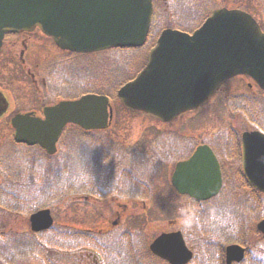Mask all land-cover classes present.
I'll use <instances>...</instances> for the list:
<instances>
[{"label": "water", "instance_id": "water-1", "mask_svg": "<svg viewBox=\"0 0 264 264\" xmlns=\"http://www.w3.org/2000/svg\"><path fill=\"white\" fill-rule=\"evenodd\" d=\"M151 0H0V41L7 31L39 27L57 46L75 52L141 47L147 38ZM248 75L264 90V35L247 14L217 9L191 35L164 30L148 55L145 68L117 93L124 108L167 122L196 109L229 78ZM7 102L0 93V116ZM44 120L16 115L11 124L14 140L36 145L48 154L68 123L85 130L107 127L112 116L108 99L85 95L44 109ZM243 171L250 185L264 192V136L242 135ZM172 184L197 200L215 196L221 185L218 163L206 146L176 165ZM34 232L49 229V210L29 218ZM264 234V220L257 224ZM170 264H186L192 254L180 232L162 234L149 247ZM244 249L226 248L227 264L239 262Z\"/></svg>", "mask_w": 264, "mask_h": 264}, {"label": "trees", "instance_id": "trees-1", "mask_svg": "<svg viewBox=\"0 0 264 264\" xmlns=\"http://www.w3.org/2000/svg\"><path fill=\"white\" fill-rule=\"evenodd\" d=\"M178 1L176 0V3ZM186 8V13L193 9L191 5ZM175 9L177 10V6ZM204 18L205 16H199L194 23H178L175 27L182 31L192 32L201 25ZM153 29H155V24ZM153 32L155 31H152L150 35L148 46L153 43L152 35H155ZM116 52L126 55L131 50H116ZM123 59L128 60L129 57ZM91 68L92 76L99 78V84L92 88L87 87L86 91L83 90L80 94L94 92L115 97L118 89L133 75L127 61H119L112 65L107 63L98 68ZM262 102L259 113L264 116V101ZM71 130L68 134L69 140L60 146L62 152L60 160L46 156L41 149L36 147L14 145L11 149L0 152V171H2L0 173L5 176L0 186H6L5 190L0 188V264H19L31 259L43 260V257L49 262L58 264L60 254H67L71 251L93 253L99 259H106L113 253L118 261L117 264H165L152 256L147 249L144 230L150 223L136 225L135 233L131 232L128 226L122 232L115 233L111 230L114 229L111 224L100 225L97 228L96 226L85 228L58 224L49 231L38 234L20 233L16 230V227L25 226L26 216L32 212L43 208H50L54 211L73 197L90 192L89 188L86 189L84 185L86 183L84 172L87 168V157H85L87 150L91 156V163L95 167L94 170H106L109 173L105 177H108L121 163H128L129 159L138 164L139 152L149 153L147 144L131 146L128 151L125 145L108 141L103 133H83L74 126H71ZM233 136L234 133L228 130L227 138H233ZM159 140L158 136L154 139L159 150L178 144V141L173 138L165 139V142ZM69 171L70 174H67ZM136 172L138 175L139 168ZM27 175L33 180L24 182L22 177ZM52 175L55 180L50 179ZM122 175L127 174L123 172ZM129 175H131L130 171ZM37 176L41 177L37 178L36 182ZM67 177H70V180H67ZM136 185L148 189L147 185L139 181ZM253 194L227 201L224 200V194H222L217 199L200 204V207L207 208V212L202 213L205 217H200L198 220V233L201 244L204 243V246L201 248L202 257L198 256V259H194L190 264H225L224 247L228 244H239L247 248L248 252L239 264H264V237L258 235L252 226L254 220L264 217V215L258 217L259 208L261 204L264 205V195ZM227 204H232L233 207ZM223 206L238 212L239 220L236 224H227L224 227L221 225L217 213L225 209ZM244 210L251 211L252 222L243 217ZM109 236L114 237L112 242L116 243V247L118 242H126L129 254L125 255L120 250L111 247L108 241Z\"/></svg>", "mask_w": 264, "mask_h": 264}, {"label": "rangeland", "instance_id": "rangeland-1", "mask_svg": "<svg viewBox=\"0 0 264 264\" xmlns=\"http://www.w3.org/2000/svg\"><path fill=\"white\" fill-rule=\"evenodd\" d=\"M227 1L237 3L239 0H226V2ZM206 2L207 4H210L211 1L206 0ZM163 3L164 1L162 2V4ZM199 3L202 5V4H205V1L200 0ZM216 3L218 4L216 6H221L223 5V0H216ZM227 6H231L232 8H237L238 5L227 4ZM239 6H241L244 9H247L244 5H239ZM258 19L264 28V15L263 16L258 15ZM163 22H165V19H163ZM165 26H166L165 23L156 24L155 31H158ZM43 57L50 59L52 66L54 64L59 66L63 63V60L61 59L51 58L50 53L46 50L43 53ZM12 58L13 56L10 55L8 51L0 52V77H3V80L0 81V89H4L5 87V88H10L12 90L14 89L16 90L18 89L19 91L21 90L24 95L25 102L28 103L27 107L28 108L38 107L35 105H30V104H34L35 100L37 101L36 103H40V100L42 97L39 96L40 94L38 92L34 91L28 79L27 81H24V80L22 82L19 81L20 78L15 75L17 70L14 65V62L12 61ZM61 58L64 59V56H61ZM72 67L73 66L69 65V68H72ZM236 83H238L237 80L231 83L230 85L231 87L229 88V91L235 92L238 90V88L234 86ZM39 89L41 88L39 87ZM62 94L69 95V94H72V92L69 91L68 89H63ZM30 95H32V99L30 98ZM214 103H218V100L213 102L211 106H214ZM260 106H261V102L258 104L259 108ZM114 110H116V107H114ZM114 116H115V119H114L115 122L112 126L111 131L108 133V135L110 136L109 138L125 146L137 145L144 139L152 140L153 137H155L157 133L163 131L164 128L166 127L156 122L153 119L129 115L120 110L118 112L114 111ZM192 116L197 118L195 122L193 121L192 119L193 117L191 116H190L191 119L184 120V122L186 123V125L191 126L189 130H194V129L200 130L198 133H196V136L198 137L199 140L202 139L203 136L209 134L211 131H214V130L216 131L218 129H221V127L223 128L225 124H227L228 126H238V123H240V121H238L234 125L232 120H227L226 114L223 113L221 108H217V110L214 109L213 112H209L206 115L204 113L202 114L196 113L195 115H192ZM168 127H171V126H168ZM10 138H11V131L9 127L6 124L0 122V145L3 146L7 142V140H9ZM85 146L86 145L84 144V147ZM168 164L169 166H167V168L159 172L157 176L158 178L157 183L160 185L158 187L160 192H164L161 195L165 198L164 202L169 201V203L171 204L173 203V201L171 200L170 192L169 190H167V186L165 185L166 183L165 178L170 176L174 165H172V162H169ZM94 168L95 167H93L91 163V156L87 154V168H86L85 178L86 179L89 178V181L96 183L100 181L102 174H101V171H95ZM117 172L114 173L115 176ZM142 174H143V169L140 168L139 175H142ZM39 177L41 176H37L36 178H39ZM68 179H70V177H68ZM90 184H94V183H90ZM34 187L36 188L35 185ZM75 202L76 200L68 201L63 206H60V208H57L54 210V217H55L57 224H60V225H72L73 224L77 227L79 226L92 227V226H96V224H101L103 220L105 221V219H108L110 221L115 220L114 218L115 214L113 211L112 204L103 203L101 207H98L99 204L98 205L94 204L92 200H89V201L80 200V202H76V203ZM182 204L184 205L182 206ZM142 206L144 205L140 204V206L137 208L136 215H138L139 217L138 220H141L144 218L149 220V222L146 223L147 225L150 223V226L147 227L148 234H152L156 231H161L165 228L167 229L169 227L167 226L169 220L174 219L176 221V224L173 225L172 227H177L178 229H180L183 232L186 241L189 242V244L192 246L190 247L194 249V251H198L197 247H200V245H202L200 241V234L198 233V227L194 229V223H192L191 225V222H190L191 218L189 219L190 214L187 211V207H188L187 202H180V205L177 207V209H173L169 211L170 214L168 217H165L164 215L165 205H163V203H161V211L157 210V211L152 212L149 209V211H146L145 217L140 212L143 209ZM227 206L233 207L232 204H227ZM144 208L147 209V207L145 206ZM250 212H246L244 210L243 217L246 220L252 222V220L250 219V216H251ZM217 214H218L217 215L218 220L221 221V225L223 227L226 226L227 224H236L239 220L237 218L239 217L238 212H234L232 209L228 207L223 209L222 211H219ZM251 218H253V216H251ZM142 222L144 223V220ZM142 222H140L139 224H141ZM113 239H114L113 236L108 237V241L111 247L115 248V250L117 249L120 250L125 255H128L129 254L128 244L126 242H118V246L116 247V243L112 242ZM198 256L202 257V254L200 253V251H199ZM58 259H59L58 264H80V263L81 264H92V260L86 259V258H80L79 255L73 256V257L69 255L64 257L63 255H60ZM20 264H46V262L45 261L41 262V260L31 259L28 262L24 261V262H21ZM48 264H56V263L48 262Z\"/></svg>", "mask_w": 264, "mask_h": 264}, {"label": "flooded vegetation", "instance_id": "flooded-vegetation-1", "mask_svg": "<svg viewBox=\"0 0 264 264\" xmlns=\"http://www.w3.org/2000/svg\"><path fill=\"white\" fill-rule=\"evenodd\" d=\"M51 46L52 44L49 42V40L44 39L39 34L34 35V33H18V34H7L0 50H3L4 48L5 51H8L10 55L13 56L12 61L15 64L18 63L17 65L21 66V68L23 69L26 67L23 66L22 63L28 64V62H31V60L35 61L37 56H42L45 50L49 51ZM27 68L28 70H26V73L30 77H33L34 73H31L30 66H28ZM15 106H17V108H15ZM20 106H21L20 104L18 105L14 104L13 110L16 111L17 109L20 108ZM36 111L37 110L28 109L26 112H33L36 114ZM210 147L218 159V162L221 167V172H222L223 182H222L221 190L218 195L225 194V196H227V186L226 184H224L227 181V179L223 178V175L226 176V174H225V169H224L225 166L223 164L222 158L225 159L226 161H227V157L234 158L235 157L234 150L233 148H227V145H222L218 153V151L215 149L213 145H211ZM226 165H227V162H226ZM236 172H238L239 177L233 178L234 181L235 180L241 181L242 179L241 171L238 170Z\"/></svg>", "mask_w": 264, "mask_h": 264}]
</instances>
